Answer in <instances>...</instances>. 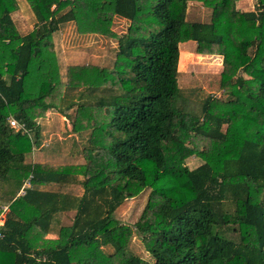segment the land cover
Returning <instances> with one entry per match:
<instances>
[{
	"label": "trees",
	"instance_id": "1",
	"mask_svg": "<svg viewBox=\"0 0 264 264\" xmlns=\"http://www.w3.org/2000/svg\"><path fill=\"white\" fill-rule=\"evenodd\" d=\"M26 1L35 23L23 34L12 17L18 0H0V179H30L0 227V264H264V0L248 11L240 0ZM189 1L210 8V21H189ZM116 18L129 21L123 33ZM67 22L116 38L114 66L69 64L63 75L54 33ZM188 41L222 57L227 98L208 95L201 114L180 107ZM50 109L67 131L90 130L84 162H26ZM191 155L203 163L190 169ZM51 183L83 195L38 189ZM146 189L135 224L118 220L115 211ZM71 209L73 223L47 238L53 216ZM134 232L152 262L129 249Z\"/></svg>",
	"mask_w": 264,
	"mask_h": 264
},
{
	"label": "rangeland",
	"instance_id": "2",
	"mask_svg": "<svg viewBox=\"0 0 264 264\" xmlns=\"http://www.w3.org/2000/svg\"><path fill=\"white\" fill-rule=\"evenodd\" d=\"M19 9L12 13V17L20 30V32L27 33L33 29L35 23L34 14L26 0H18ZM256 0H240L237 3V8L240 10L248 11L256 8ZM189 21H203L209 22L211 19V9L206 7L203 3L198 1H189L188 3V16ZM129 21L116 18L113 29L117 33H123L128 27ZM91 33L80 34L77 31L75 23H65L61 26L60 30L54 33V45L56 52L58 53L61 71L64 75L66 67L69 64H98L112 68L115 64L117 53V40L113 37L103 35H90ZM88 35V37H86ZM190 42V41H189ZM191 47H187L190 52L185 53V48H182V58L179 60V85L181 87L183 98L180 100V107L185 110L201 114V105L203 100L208 95L218 96L220 98H227L226 94L220 88V75L223 69L222 57L210 54H198L196 52V43L191 41ZM183 47V46H182ZM186 48V50H187ZM252 52V49H251ZM67 91H69L67 89ZM107 92L104 89L97 90L91 96V93L85 95V99L93 100V95L105 94ZM79 90H75L74 94H78ZM69 128L72 129V117L75 116V107L69 111ZM45 118H49L46 115ZM52 121L53 119L50 118ZM65 119V117H64ZM57 127L54 128L56 130ZM59 130V129H58ZM58 130L49 132V137L46 140V144L42 150H39L38 144L35 146V154H28L26 159L29 161L35 160L39 157L40 152L46 151L51 153L53 148H57V141L61 140L59 137H66L57 134ZM65 133V129H64ZM79 141L76 144H64V147L60 149V152L65 149V153H70L69 156L72 162H84L82 149L88 146V137L90 130H84L79 134ZM72 154V155H71ZM40 160L47 158L46 154H42ZM37 160V159H36ZM70 161L68 159H64ZM63 160V161H64ZM185 163L190 169L196 168L203 163V160L196 155H191L186 158ZM0 205L7 206L11 203V197L20 190L19 185L15 181H3L0 179ZM78 184V183H75ZM62 190L70 193H82V187L65 184L60 185ZM52 190V189H51ZM150 189H146L139 196L127 199L116 211L115 217L122 223L134 225L140 217L148 198ZM21 194V192H19ZM227 208L232 209L230 203H227ZM8 211V210H7ZM68 223V222H64ZM55 228V227H53ZM226 237L231 239H237L238 234L233 231H226ZM129 249L134 254H137L149 261H153L151 254L144 247L137 232H134L132 240L129 244ZM104 250L107 253H113L114 248L112 245L104 246Z\"/></svg>",
	"mask_w": 264,
	"mask_h": 264
},
{
	"label": "crops",
	"instance_id": "3",
	"mask_svg": "<svg viewBox=\"0 0 264 264\" xmlns=\"http://www.w3.org/2000/svg\"><path fill=\"white\" fill-rule=\"evenodd\" d=\"M121 20H125V19L122 18ZM67 23H74V22H67ZM62 25H60V28H61ZM90 35L99 36L97 34H90ZM86 37H88V35H86ZM190 44H191V41L190 42L189 41L188 42H183V43L180 44V57H181V53L183 51L182 48H185V53H187V51L190 52V50L187 48V47H191ZM186 48H187V50H186ZM46 115H48L49 118H45L46 117L45 116V117H42V118H40L38 120V123L40 125V139H39V144H38L39 148L38 149L42 150L44 148V146H45V144L47 142L46 140L48 139L47 137H49V132L53 134V132L58 130V129L59 130H58L57 134H59V136L62 135V134H63V136H66V137L60 136L59 138L61 140H63V139L66 140V142H64V141H60L59 142V141L56 140L54 143H56L58 150L56 148H53V151L50 150L51 153H48L46 151H42V152H40L39 157H36L35 160L29 161L28 159H26V162H41V163L61 164L63 162H66V160H64V159L71 160V158L69 156L70 153H65V149H63L60 152V149L62 147H64V144H76V142L79 141V135L78 134L80 132L72 133L70 131H67L66 122H65L64 116H63V114L59 113L57 110L50 109V110H48ZM50 118H52L53 121ZM55 127H57L56 130H54ZM64 129H65V133H64ZM51 131H53V132H51ZM35 149H37V147ZM43 153L46 154L47 158H45L44 160H40V157L43 156L42 155ZM30 154H35V153H34V151H32ZM75 163H77V162H75ZM21 187H20V189H21ZM38 189L46 190V191H48V190H50V191L62 190V188L59 187L58 183L40 185ZM19 191L20 190L15 192V194L11 197V200L15 196L19 195ZM74 195L75 196H82L83 195V189H82V193H79V194L78 193H74ZM75 214H76V210H74V209L61 211V212L56 213L53 216L51 227H50V231H49V233L47 235V238H57L58 237L59 228L62 225H70V224H72ZM64 222H68V223H64ZM53 227H55V228H53Z\"/></svg>",
	"mask_w": 264,
	"mask_h": 264
},
{
	"label": "built area",
	"instance_id": "4",
	"mask_svg": "<svg viewBox=\"0 0 264 264\" xmlns=\"http://www.w3.org/2000/svg\"><path fill=\"white\" fill-rule=\"evenodd\" d=\"M9 124L12 128L16 129L17 131H24V124H21L16 118L14 117H9ZM30 187V179H26V181L24 182L23 186L21 187L20 191L22 195L25 193V189ZM7 209L8 206H2V213L0 215V227H2V225L5 222V218H6V213H7Z\"/></svg>",
	"mask_w": 264,
	"mask_h": 264
}]
</instances>
